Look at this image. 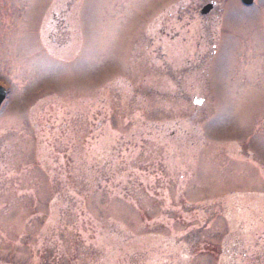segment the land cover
<instances>
[{"label":"rangeland","instance_id":"rangeland-1","mask_svg":"<svg viewBox=\"0 0 264 264\" xmlns=\"http://www.w3.org/2000/svg\"><path fill=\"white\" fill-rule=\"evenodd\" d=\"M0 84V264H264V0H0Z\"/></svg>","mask_w":264,"mask_h":264},{"label":"water","instance_id":"water-1","mask_svg":"<svg viewBox=\"0 0 264 264\" xmlns=\"http://www.w3.org/2000/svg\"><path fill=\"white\" fill-rule=\"evenodd\" d=\"M242 2L245 5H251L254 2V0H242ZM212 7H213V5L209 4V5L204 7L202 12L207 13ZM6 95H7L6 89L3 86H0V106H1L2 102L4 101V99L6 98ZM202 102H203L202 99L198 100L197 104H202Z\"/></svg>","mask_w":264,"mask_h":264},{"label":"flooded vegetation","instance_id":"flooded-vegetation-1","mask_svg":"<svg viewBox=\"0 0 264 264\" xmlns=\"http://www.w3.org/2000/svg\"><path fill=\"white\" fill-rule=\"evenodd\" d=\"M213 8L211 9V11L210 12H212V10H214V8H215V6H216V3H213Z\"/></svg>","mask_w":264,"mask_h":264}]
</instances>
